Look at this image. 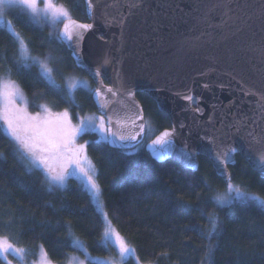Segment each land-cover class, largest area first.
I'll use <instances>...</instances> for the list:
<instances>
[{"label": "trees", "instance_id": "1", "mask_svg": "<svg viewBox=\"0 0 264 264\" xmlns=\"http://www.w3.org/2000/svg\"><path fill=\"white\" fill-rule=\"evenodd\" d=\"M57 1L68 6L74 18L89 21L85 0ZM8 17L33 53H54L64 60L65 77L72 73L89 77L76 66L68 46L51 34L47 22H28L15 13ZM14 54H18V46L7 30L0 29V78L9 74L16 79L32 105L45 103L58 110L67 109L74 118L101 113L87 90L78 89L73 97L61 96L46 88L35 67L30 72L18 71ZM56 79L63 85L59 74ZM137 96L154 129L153 136L171 126L155 99L144 92ZM32 109L37 110L35 106ZM80 140L88 141L106 210L135 250V257L130 256L124 264H136V259L151 264H200L207 244L200 236V228L207 224L202 213L211 211L222 221L220 235L212 241L216 246L215 264H264V208L256 204L216 207L205 203V181L221 192L225 188L206 156L200 155L198 170L191 171L173 159H154L146 149V138L132 149L112 147L97 132L83 134ZM15 147L0 125V152L4 153L0 156V236H7L33 256L43 248L50 261L67 264L72 255H85L71 245L70 222L72 233L91 254L116 257L114 245L103 246L105 222L83 184L71 177L63 189L50 191L42 172H28L22 166L14 155ZM230 169L233 182L264 196L258 172L240 154Z\"/></svg>", "mask_w": 264, "mask_h": 264}, {"label": "water", "instance_id": "2", "mask_svg": "<svg viewBox=\"0 0 264 264\" xmlns=\"http://www.w3.org/2000/svg\"><path fill=\"white\" fill-rule=\"evenodd\" d=\"M85 2L89 21L72 18L93 25L79 44L83 67L73 55L74 45L63 42L76 66L105 93L99 102L93 99L106 126L126 136L140 133L135 140L109 137V145L132 149L145 141L147 123L139 92L155 99L171 122L146 143L158 161L173 159L197 171L199 156L204 155L215 169L204 152L212 147L210 140L239 144L249 132L264 130L260 111L264 103L260 99L264 96V26L256 15L247 24L229 19L223 7L230 3L235 9L236 3H248L253 6L249 14H258L260 0H92L91 8ZM62 28L63 23L59 32ZM96 69L100 77L92 74ZM109 87L116 95L107 92ZM189 95L192 100L185 99ZM173 128L176 132L170 145L153 144L162 132ZM184 151L197 153L191 162L195 167H189ZM237 154L254 169L238 151L235 162L227 166L231 175L230 165L236 163Z\"/></svg>", "mask_w": 264, "mask_h": 264}, {"label": "snow or ice", "instance_id": "3", "mask_svg": "<svg viewBox=\"0 0 264 264\" xmlns=\"http://www.w3.org/2000/svg\"><path fill=\"white\" fill-rule=\"evenodd\" d=\"M87 4L91 8L92 0H87ZM223 7L227 9L225 15L229 19L235 18L247 24L252 20L253 15H256L264 26V0H260L258 14H249L247 10L253 6L248 3H236L235 9L230 3H225ZM233 12L236 13L235 17L229 15ZM10 13L24 17L28 22H38V18H42L53 26L57 23H63V28L58 34L59 38L64 42H70V47L74 45L73 55L77 57V63L81 67L83 64L79 58V44L83 39L84 32L91 29L93 25L81 24L73 20L68 9L63 5H58L56 0H0V29L7 30L13 38L14 45L18 46V54H14V62L18 71L30 72L35 67L38 69V78L45 83L46 88L50 91L61 96L67 94L73 97L78 89L87 90L99 102L100 98L105 95L100 87L93 89L90 88L86 80L73 76L65 77L63 73L52 66L53 58L51 56L34 55L29 44L15 30L12 21L7 18ZM57 74L61 76L63 85L57 81ZM92 74L95 77H100V70L96 69ZM107 92L116 95L110 87L107 88ZM128 94L132 95L133 93L129 91ZM185 99L192 100L193 98L189 95ZM260 99L264 101V96H261ZM17 101L21 103L18 104ZM41 108L43 115L39 112L35 115L29 114L27 100L16 82L11 79L0 80V125H2L5 134L14 142L16 146L14 155L22 166L28 172L34 170L42 172L50 191L63 189L70 177H77L86 188L92 202L96 204L97 209L107 220V213L103 212L102 190L97 182L96 168L86 152L88 141L78 144L77 138L89 132H100L103 134L102 139L106 140L109 137L118 136L120 141H126L135 140L140 133L127 136L114 133L106 126L104 116H79V123L73 124L67 109L62 113L53 114L47 105H41ZM260 111L264 117V103L260 104ZM137 118L142 119L140 116ZM132 123L135 125V120ZM139 129L140 132H143L144 125H139ZM239 130L237 127V131ZM175 132V128L171 131L165 130L153 141V144L170 145ZM209 143L212 147L205 149L204 152L210 156L215 165L216 175L223 179L225 188L221 192L219 189H213L209 181H205L204 186L207 189L205 203L216 207L256 204L264 208V196L245 191L239 184L233 183V177L227 171V166L235 162L234 154L238 151L242 152L258 172L260 184L264 185V130L260 134L249 132L247 138L239 144L233 142L223 145L215 138ZM3 155L4 153L0 152V156ZM183 156L188 159L189 167H195L191 162L196 159V152L184 151ZM202 215H204L207 224L200 228V236L207 241V244L200 264H215L216 246L212 241L220 235L222 221L215 211L207 214L202 213ZM68 228L71 245L84 252L87 264H116L115 260L91 256L83 241L72 233L70 222ZM101 240L104 247L114 245L118 249L120 264H123L127 257L135 255V250L126 243L110 222L106 223ZM9 255H14L23 261L25 249L17 247L7 236H0V262L12 264V261L8 259ZM39 264H52L43 248L41 249ZM79 264H85V261L81 260Z\"/></svg>", "mask_w": 264, "mask_h": 264}, {"label": "rangeland", "instance_id": "4", "mask_svg": "<svg viewBox=\"0 0 264 264\" xmlns=\"http://www.w3.org/2000/svg\"><path fill=\"white\" fill-rule=\"evenodd\" d=\"M56 3H57L58 5H63L65 8H67L68 11L70 12L71 17L74 18L73 15H72V13H71V11H70V9L68 8V6H66L64 3L59 2V1H57V0H56ZM41 6H42V5H41ZM7 18H8L9 20H11L8 16H7ZM38 19L41 20L42 22H47L49 28L51 29V34L54 35V36L59 37V35H58V33H59V27L61 26L62 23H57V24H55V26H53L50 22H48V21H46V20H44V19H42V18H38ZM11 21H12V20H11ZM12 23H13V22H12ZM13 25H14V23H13ZM14 26H15V25H14ZM15 30H16L17 32H19V31L16 29V27H15ZM19 33H20V32H19ZM21 36H22V35H21ZM24 40H25V39H24ZM25 42H26V40H25ZM26 43H27V42H26ZM33 54H34V55H40V54H35V53H33ZM41 56H42V57L51 56V57L53 58V62H54V64L59 66L58 68L56 67V69H58L59 72H61V73H63L64 70H65V68L67 67L66 65L64 66V64H65L64 60H63L61 57H59L58 55L54 54V53H53V54H49V55H41ZM54 64L52 63V65H54ZM69 76H73V77H76V78H79V79L86 80V81L89 83L90 88H93V89L95 88V85L92 84L91 79H90L89 77L85 76V75H80V74H77V73H72V74H70ZM7 79H11V80L15 81L16 84L19 86V88L22 90V92H23V94H24V97H25V99L27 100V111H28L29 114H31V115H35L36 113L39 112V113H41V114L43 115V110H42V108H41V105H47L48 108L51 109V112H52L53 114H56V113H62V112L64 111V110H58V109L52 107L51 105H49V104H45V103H36V105H35V104L32 105L31 102H30V98H29V96L27 95V93L25 92L24 88L21 86V84H20L16 79H14L13 77H11V75H9V74L4 75V76H2V77L0 78V80H7ZM17 103L20 104L21 102H20V101H17ZM21 106H23V105H21ZM33 106H35L37 110L32 109ZM68 112H69V111H68ZM69 116H70L71 121H72L73 124H78V123H79V120H78V117H79V116H84V117H89V116H92V117H99V116H103V114L99 113L98 111H95V112H91V113L81 114V115H79L77 118H74L73 115L71 114V112H69ZM104 119H105V118H104ZM146 123H147L146 139L149 140V139L153 136V134H154V129L152 128V125L150 124V122H148V121L146 120ZM105 124H106V120H105ZM97 133L99 134L100 137H102V135H103L102 133H100V132H97ZM77 143H78V144H83L84 142L80 140V137H78V138H77ZM86 152H87V156H88V158L91 160V162L93 163V165H94L95 168H96V165H95L93 159L91 158V156L89 155L87 149H86ZM96 173H97V168H96ZM70 178H71V177H70ZM74 178H76L77 180H79L77 177H74ZM96 178H97V175H96ZM79 181H80V180H79ZM67 182H68V181H67ZM80 182H81V181H80ZM97 182H98V179H97ZM81 183H82V182H81ZM98 183H99V182H98ZM233 183H235V182H233ZM245 191H246V190H245ZM102 201H103V212L107 213V220H105L104 216H103L102 213L100 212L101 215L103 216V219H104V222H105V226H106V223H107V222H110L111 225H112V227H113L117 232H119V231L117 230V228L114 226V223L112 222V220H111V218H110V216H109V214H108V212H107V210H106L105 203H104V199H103V195H102ZM95 205H96V204H95ZM96 207H97V206H96ZM119 234L121 235V237H123L122 234H121L120 232H119ZM123 238H124V237H123ZM124 240L126 241V243H127L132 249H134L133 246H131V245L127 242V240H126L125 238H124ZM10 241H11V240H10ZM81 241H82V240H81ZM11 242H12V241H11ZM14 244H15V243H14ZM16 246L25 249V256H24V258H23V261H21L18 257L14 256V255H9L8 259L12 261V264H39V258H40L41 250L38 251V254H37L36 256H33L32 252H30V251H29L28 249H26L25 247L19 246V245H17V244H16ZM116 249H117V248H116ZM117 250H118V249H117ZM117 252H118V251H117ZM88 253H90V252L88 251ZM90 254H91V253H90ZM135 255H136V254H135ZM135 255H134V257H135ZM91 256L99 257V258H102V259H111V260H115V261H116V264H120L119 252H118V255H117L116 257H104V256L93 255V254H91ZM129 257H130V256H129ZM129 257H127L126 259H128ZM126 259H125V260H126ZM81 260H84V261H85V264H87V259H86V256H85V255H84V256H81V255H79V254H74V255H72V256L70 257V259H69V261H68L67 264H70V262H71V264H79V261H81ZM125 260H124V262H125ZM51 262H52V261H51ZM124 262H123V264H124ZM0 264H2V262H0ZM52 264H57V263L52 262ZM136 264H151V263H144V262H142V261L136 259Z\"/></svg>", "mask_w": 264, "mask_h": 264}]
</instances>
